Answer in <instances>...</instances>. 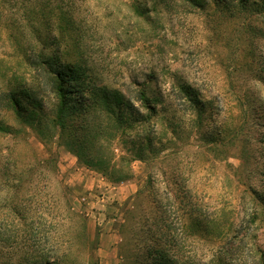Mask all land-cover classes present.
<instances>
[{
    "label": "rangeland",
    "instance_id": "rangeland-1",
    "mask_svg": "<svg viewBox=\"0 0 264 264\" xmlns=\"http://www.w3.org/2000/svg\"><path fill=\"white\" fill-rule=\"evenodd\" d=\"M253 1L259 9L232 18L212 0H0L3 123L21 127L6 93L29 84L53 114L57 95L28 63L39 51L85 70V83L70 86L83 85L90 101L89 82L99 95L121 91L141 113L138 121L125 117L123 127L135 129L113 142V119L96 106L89 117L93 131L104 132L89 136L86 158L103 161L111 148L119 165L121 155L135 158L132 177L120 183L57 138L47 147L30 129L24 137L41 158L55 157L70 202L87 213L91 242L77 246L75 264H264V0ZM144 88L160 113L141 124L148 114L136 94ZM147 135L153 147L143 152ZM13 139L0 132L1 159ZM6 167L12 177L14 166ZM6 179L1 174L0 192L9 205L23 193ZM42 184L48 210L54 187ZM5 205L0 221L8 228ZM196 207L202 226L185 221ZM28 258L9 241L0 255L3 264Z\"/></svg>",
    "mask_w": 264,
    "mask_h": 264
},
{
    "label": "trees",
    "instance_id": "trees-1",
    "mask_svg": "<svg viewBox=\"0 0 264 264\" xmlns=\"http://www.w3.org/2000/svg\"><path fill=\"white\" fill-rule=\"evenodd\" d=\"M189 1L197 2V0ZM212 1L217 10L227 11L232 18L239 17L249 10L260 8V5H257L256 8V5L252 4L251 1L253 0ZM253 2L258 4V0ZM57 61L59 60L57 59ZM28 63L34 70L39 72L38 69H40L45 72L46 83L50 84V91L57 95L58 101L55 103L53 114L47 115L44 95L41 96L36 92V86L31 87L29 84L22 87L21 92L12 89L6 93L8 105L13 108L17 118L21 121V127L11 123L6 124L3 123L2 119L0 120V132H3L8 140L17 139L14 146L8 145L6 154L2 159L0 156V181L2 174L3 178L4 176L7 178L5 183L7 188L15 189L14 194L18 192L23 194L21 197L14 196L13 200L9 199L10 203L7 205L6 194L3 197L0 192V209L6 203L5 206H9L12 213L10 222L7 223V229L0 221V255L4 244L9 241L11 248L16 253L24 252L29 257L25 263L21 264H60L64 261L68 264H75L76 256L73 254L80 250V247L77 248V246L83 242L85 246H88V243L91 242L88 235L87 213L78 211L70 202L67 194L69 187L64 184L63 179L59 176L55 157L41 158L27 137H24L30 129L47 147L57 138L74 151L79 159L89 167H96L95 169L109 180L120 183L132 177L130 165L135 158L121 155V165H119L116 163L117 153L113 148L106 152V158H104L110 160L105 162L108 165L102 164V162L107 161L104 159L103 161L100 158L94 159V156L86 158L87 155L83 151L87 148L89 136H94L96 139L98 134L103 136L104 132V129L93 131V124L90 123L89 117H92L96 106L101 107L102 111L113 119L111 121L114 127L109 134L107 133V138L113 142L119 136H124L128 130L135 129L133 124L123 127L125 117L129 121H138L137 118L141 113L131 99L125 98L117 89L102 88L99 95L96 94L99 93L97 92L98 89L89 82L88 90L90 95L95 97L94 101H90L89 97H85L83 85L76 88L71 87L73 81L77 84L85 83V70L82 71L74 66L68 67L61 63L56 64L51 58L45 57V53L41 51L37 53L36 58L32 59L29 56ZM183 90L190 95V87H183ZM75 95H78L79 98H76ZM193 99L196 100V98ZM136 100L140 101L141 106L148 114L145 119L138 123L145 124L149 118L159 115L160 110L152 102L146 88L137 90ZM93 126L95 128V125ZM69 130L71 133L77 131L80 133L72 136L68 134ZM76 146L78 147L76 148ZM143 146L140 147L143 152L153 147V139L149 135H147ZM143 152L139 155L140 159L144 158ZM10 163L14 166L15 172L12 177H10L12 167H6ZM43 181L54 187L48 203V210L44 209L47 202L39 198L42 196ZM2 200L4 204H2ZM2 214L0 211V218ZM202 216L203 214L196 207V211H193L185 221L192 226H202L203 222L206 221ZM79 231L85 239H79L81 236ZM163 256L165 257V255ZM0 264L3 263L0 261Z\"/></svg>",
    "mask_w": 264,
    "mask_h": 264
},
{
    "label": "crops",
    "instance_id": "crops-1",
    "mask_svg": "<svg viewBox=\"0 0 264 264\" xmlns=\"http://www.w3.org/2000/svg\"><path fill=\"white\" fill-rule=\"evenodd\" d=\"M86 180H88V181H89V178H88V179H86ZM94 180L96 181V180H97V178H95ZM101 180H103V178H102ZM98 181H100V180L98 179ZM108 189H109V188H108Z\"/></svg>",
    "mask_w": 264,
    "mask_h": 264
}]
</instances>
